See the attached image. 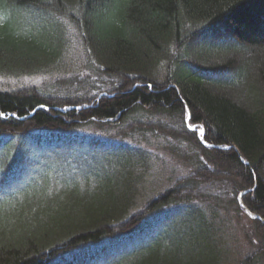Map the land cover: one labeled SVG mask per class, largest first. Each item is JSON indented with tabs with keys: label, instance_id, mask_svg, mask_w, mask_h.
<instances>
[{
	"label": "trees",
	"instance_id": "1",
	"mask_svg": "<svg viewBox=\"0 0 264 264\" xmlns=\"http://www.w3.org/2000/svg\"><path fill=\"white\" fill-rule=\"evenodd\" d=\"M0 264H264V0H0Z\"/></svg>",
	"mask_w": 264,
	"mask_h": 264
},
{
	"label": "snow or ice",
	"instance_id": "2",
	"mask_svg": "<svg viewBox=\"0 0 264 264\" xmlns=\"http://www.w3.org/2000/svg\"><path fill=\"white\" fill-rule=\"evenodd\" d=\"M151 85H149V87H150ZM249 215H251V213H249Z\"/></svg>",
	"mask_w": 264,
	"mask_h": 264
}]
</instances>
